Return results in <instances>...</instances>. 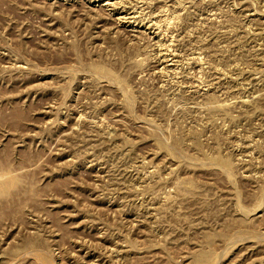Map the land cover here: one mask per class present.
<instances>
[{
	"label": "rangeland",
	"instance_id": "obj_1",
	"mask_svg": "<svg viewBox=\"0 0 264 264\" xmlns=\"http://www.w3.org/2000/svg\"><path fill=\"white\" fill-rule=\"evenodd\" d=\"M0 264H264V0H0Z\"/></svg>",
	"mask_w": 264,
	"mask_h": 264
},
{
	"label": "bare ground",
	"instance_id": "obj_2",
	"mask_svg": "<svg viewBox=\"0 0 264 264\" xmlns=\"http://www.w3.org/2000/svg\"><path fill=\"white\" fill-rule=\"evenodd\" d=\"M2 187V186H1ZM4 188V187H3ZM2 191V190H1Z\"/></svg>",
	"mask_w": 264,
	"mask_h": 264
}]
</instances>
